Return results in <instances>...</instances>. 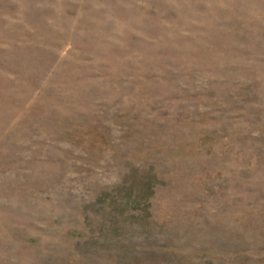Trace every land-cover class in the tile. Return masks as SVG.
<instances>
[{
    "label": "rangeland",
    "instance_id": "1",
    "mask_svg": "<svg viewBox=\"0 0 264 264\" xmlns=\"http://www.w3.org/2000/svg\"><path fill=\"white\" fill-rule=\"evenodd\" d=\"M0 264H264V0H0Z\"/></svg>",
    "mask_w": 264,
    "mask_h": 264
}]
</instances>
